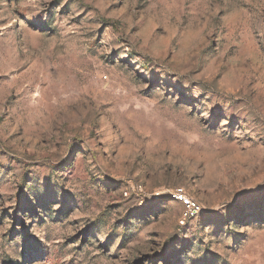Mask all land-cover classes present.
Listing matches in <instances>:
<instances>
[{
	"label": "rangeland",
	"instance_id": "374dc122",
	"mask_svg": "<svg viewBox=\"0 0 264 264\" xmlns=\"http://www.w3.org/2000/svg\"><path fill=\"white\" fill-rule=\"evenodd\" d=\"M0 264H264V0H0Z\"/></svg>",
	"mask_w": 264,
	"mask_h": 264
},
{
	"label": "built area",
	"instance_id": "2783aa9c",
	"mask_svg": "<svg viewBox=\"0 0 264 264\" xmlns=\"http://www.w3.org/2000/svg\"><path fill=\"white\" fill-rule=\"evenodd\" d=\"M176 196L179 200L184 201L187 204L190 215H194L198 212L199 206L196 204V202L187 198L183 192L181 191L177 192Z\"/></svg>",
	"mask_w": 264,
	"mask_h": 264
}]
</instances>
